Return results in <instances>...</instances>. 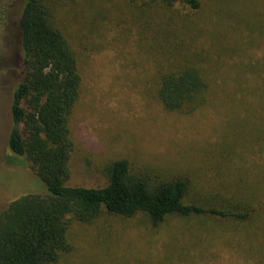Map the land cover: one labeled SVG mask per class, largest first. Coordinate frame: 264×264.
Segmentation results:
<instances>
[{
  "label": "rangeland",
  "instance_id": "1",
  "mask_svg": "<svg viewBox=\"0 0 264 264\" xmlns=\"http://www.w3.org/2000/svg\"><path fill=\"white\" fill-rule=\"evenodd\" d=\"M108 1L112 4L65 1L59 12V24L66 22L69 39L80 49L82 80L68 121L73 147L66 184L101 185L102 166L127 156L186 174L190 190L200 192L206 203L245 198L260 211L264 25L258 23L264 22V0L248 1L254 19L246 21L241 1L203 0L202 10L190 12L179 27V38L203 64L212 85L205 104L189 114L163 110L152 94L151 76L164 47L151 40L161 34L142 29L123 7L104 8ZM23 2L0 0V19L12 20L13 29ZM14 39L20 54L18 35ZM15 72L9 88H0V208L21 194L42 190L24 157L13 156L6 145L12 89L21 77L17 66ZM246 180L250 185H244ZM261 223L256 235L246 236L245 228L227 229L233 226L223 218L170 216L151 230L140 214L123 218L104 213L93 223L73 224V249L61 264H264V257L253 253L259 247L256 252L264 256Z\"/></svg>",
  "mask_w": 264,
  "mask_h": 264
},
{
  "label": "trees",
  "instance_id": "2",
  "mask_svg": "<svg viewBox=\"0 0 264 264\" xmlns=\"http://www.w3.org/2000/svg\"><path fill=\"white\" fill-rule=\"evenodd\" d=\"M65 1L76 0H24L14 29L12 20L0 19L18 35L21 50L17 62L21 77L12 89L7 149L15 157H24L42 185L41 191L21 194L0 208V264H61L73 249V224L93 223L104 213L123 218L140 214L151 230L170 216H211L230 221L233 227L227 229L245 228L243 234L256 235L263 225L264 207L257 211L252 200L245 198L206 203L198 197L200 192L190 190L186 174L139 164L127 156L111 158L102 166L105 182L101 185L66 184L73 147L68 121L82 80L80 49L69 39L66 22L59 24ZM111 1L104 8L123 7L142 29L161 34L151 40L164 47L151 81L152 94L162 109L189 114L204 105L212 90L210 74L179 38V27L185 26L190 12L202 10L203 0ZM233 1L243 3V20L254 19L248 15L252 0ZM244 185L250 183L246 180ZM258 249L253 250L255 257L263 258Z\"/></svg>",
  "mask_w": 264,
  "mask_h": 264
},
{
  "label": "flooded vegetation",
  "instance_id": "3",
  "mask_svg": "<svg viewBox=\"0 0 264 264\" xmlns=\"http://www.w3.org/2000/svg\"><path fill=\"white\" fill-rule=\"evenodd\" d=\"M15 34L6 29L0 20V88H9L15 81L14 73L20 55ZM10 129V128H9Z\"/></svg>",
  "mask_w": 264,
  "mask_h": 264
}]
</instances>
